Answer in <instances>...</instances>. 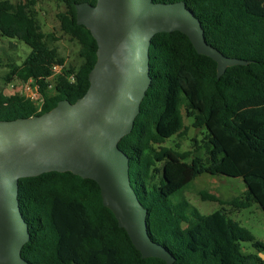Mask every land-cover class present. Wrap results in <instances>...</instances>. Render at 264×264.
I'll list each match as a JSON object with an SVG mask.
<instances>
[{
  "label": "trees",
  "instance_id": "1",
  "mask_svg": "<svg viewBox=\"0 0 264 264\" xmlns=\"http://www.w3.org/2000/svg\"><path fill=\"white\" fill-rule=\"evenodd\" d=\"M59 32L78 45L66 63L52 34L39 27L34 0H0V36L30 48L20 63L8 64L2 81H32L42 98L37 106L25 96L0 91V121L30 118L58 102L75 103L89 87L96 62V41L76 23L75 5L96 0H57ZM184 2L199 20L207 44L229 58L248 61L228 67L217 78L216 63L199 55L180 32L158 33L149 47L151 83L132 131L118 143L129 158V179L147 210L150 239L165 248L174 264H264V243L224 210L202 216L172 196L202 173L241 178L245 196L223 202L201 191L202 200L240 210L257 204L264 212V0H153ZM62 66L54 79L52 68ZM51 85V88H49ZM183 115L194 129H205L204 155L197 142L177 152L162 144L185 133ZM18 202L29 241L21 257L27 264H165L142 258L113 213L102 204L99 186L70 172H49L18 180ZM241 243L253 253L244 254Z\"/></svg>",
  "mask_w": 264,
  "mask_h": 264
},
{
  "label": "water",
  "instance_id": "2",
  "mask_svg": "<svg viewBox=\"0 0 264 264\" xmlns=\"http://www.w3.org/2000/svg\"><path fill=\"white\" fill-rule=\"evenodd\" d=\"M75 9L76 23L89 30L97 45L86 93L39 116L0 121V264H27L21 250L30 236L19 209L18 180L49 172L94 181L103 206L141 257L174 264L173 256L149 237L147 210L130 184L129 158L118 147L132 131L151 83V39L158 33L184 34L197 54L216 63L217 78L228 67L249 62L207 44L184 2L96 0Z\"/></svg>",
  "mask_w": 264,
  "mask_h": 264
},
{
  "label": "rangeland",
  "instance_id": "3",
  "mask_svg": "<svg viewBox=\"0 0 264 264\" xmlns=\"http://www.w3.org/2000/svg\"><path fill=\"white\" fill-rule=\"evenodd\" d=\"M14 3L26 0H12ZM32 7L39 27L44 34H52L55 41H48V45L57 46L59 52L65 57L66 63L74 61L76 65L80 64L77 57L78 45L69 41L58 30L56 13L63 11V7L57 0H34ZM30 53V48L16 39H9L0 36V91L6 95H12L14 91L11 84H5L2 81L7 72L8 64L15 62L20 64ZM18 89V87H17ZM192 119L183 115V126L185 133L178 137L173 135L166 139L163 147L171 148L177 152H185L192 149L193 140L197 142L200 155L205 152V129H194ZM201 191L214 195L223 202H229L236 198H242L246 193V186L241 178L228 177L224 175H210L202 173L193 179L184 189L177 191L173 196L174 202L186 201L189 205L198 211L202 216L223 211L233 221L239 223L242 227L249 230L256 240L264 243V212L257 205L252 203L249 207L240 210H232L229 205H220L217 202L202 200L199 197ZM241 250L244 254L253 253L255 250L250 243H241ZM264 259V254H261Z\"/></svg>",
  "mask_w": 264,
  "mask_h": 264
},
{
  "label": "built area",
  "instance_id": "4",
  "mask_svg": "<svg viewBox=\"0 0 264 264\" xmlns=\"http://www.w3.org/2000/svg\"><path fill=\"white\" fill-rule=\"evenodd\" d=\"M62 71V66H54L52 68V76L46 79V81H50L54 78H56ZM15 81V84H11L12 93L18 95V96H25L29 98L31 101H34L37 106H41L42 104V98L38 93V87L33 84L32 81L29 82H22L20 80H13ZM18 87V89H17ZM49 88H51V85H49Z\"/></svg>",
  "mask_w": 264,
  "mask_h": 264
}]
</instances>
